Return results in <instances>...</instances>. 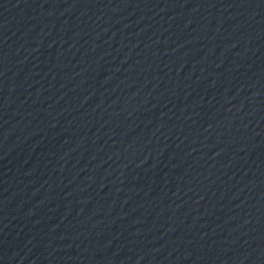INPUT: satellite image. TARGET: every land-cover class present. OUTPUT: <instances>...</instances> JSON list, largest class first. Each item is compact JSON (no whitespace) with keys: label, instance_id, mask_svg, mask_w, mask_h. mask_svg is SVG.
Returning <instances> with one entry per match:
<instances>
[{"label":"water","instance_id":"obj_1","mask_svg":"<svg viewBox=\"0 0 264 264\" xmlns=\"http://www.w3.org/2000/svg\"><path fill=\"white\" fill-rule=\"evenodd\" d=\"M262 233L264 0H0V264Z\"/></svg>","mask_w":264,"mask_h":264}]
</instances>
